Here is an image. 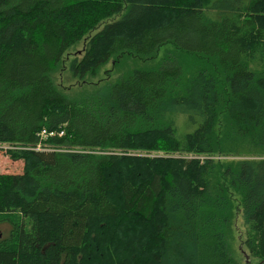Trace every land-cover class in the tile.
I'll list each match as a JSON object with an SVG mask.
<instances>
[{"label":"trees","instance_id":"obj_1","mask_svg":"<svg viewBox=\"0 0 264 264\" xmlns=\"http://www.w3.org/2000/svg\"><path fill=\"white\" fill-rule=\"evenodd\" d=\"M123 11L69 63L82 86L176 53L55 81ZM43 129L63 135L35 149ZM0 144L23 161L0 173V264H242L236 198L264 264V0H0Z\"/></svg>","mask_w":264,"mask_h":264},{"label":"rangeland","instance_id":"obj_2","mask_svg":"<svg viewBox=\"0 0 264 264\" xmlns=\"http://www.w3.org/2000/svg\"><path fill=\"white\" fill-rule=\"evenodd\" d=\"M124 11L113 17H110L103 22H101L98 27L92 30L88 36L82 39L80 42L72 46L64 56V61L60 70L54 76L55 81H61L62 85L67 88H73L74 95L86 94L93 90L94 85H104L109 83H116L121 77L125 76L126 73L130 72L133 68H153L163 63L164 58L167 54H175L176 49L173 45L167 44L159 48L155 56L152 58H141L131 54H125L123 56L116 57L118 59L115 62L112 58L106 65H104L98 72L96 77H86L85 85L82 86L80 83V78L74 77L69 70V63L71 60L83 54V49L88 41L95 32L100 30L106 23L118 20L123 15ZM68 91V90H66ZM178 123L181 125L182 119L179 118ZM7 145L0 144V173H13L19 174L23 172V161L11 159L6 151ZM229 157L215 155L216 160H225ZM239 200L235 199V212L232 221V228L229 237V249L231 255L240 263L244 264L249 260L251 264H257L258 262L250 258L249 252L244 246L243 242L245 239L246 227L242 218L241 210L239 208ZM8 226L5 223L0 224V236L6 237L8 233Z\"/></svg>","mask_w":264,"mask_h":264},{"label":"built area","instance_id":"obj_3","mask_svg":"<svg viewBox=\"0 0 264 264\" xmlns=\"http://www.w3.org/2000/svg\"><path fill=\"white\" fill-rule=\"evenodd\" d=\"M62 136L63 135V131H56V130H47V129H43L41 130V132L39 133V139L40 142L36 145V147H34L35 149H42L43 146L41 144V141H44L50 137H54V136ZM5 145V144H3ZM7 149L9 148H13V146L7 145L6 146Z\"/></svg>","mask_w":264,"mask_h":264},{"label":"water","instance_id":"obj_4","mask_svg":"<svg viewBox=\"0 0 264 264\" xmlns=\"http://www.w3.org/2000/svg\"><path fill=\"white\" fill-rule=\"evenodd\" d=\"M260 264H262V263H260Z\"/></svg>","mask_w":264,"mask_h":264}]
</instances>
